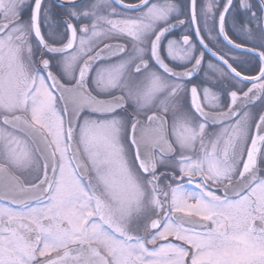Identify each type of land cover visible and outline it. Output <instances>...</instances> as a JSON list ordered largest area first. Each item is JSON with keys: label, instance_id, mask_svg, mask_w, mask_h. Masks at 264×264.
I'll list each match as a JSON object with an SVG mask.
<instances>
[{"label": "snow or ice", "instance_id": "1", "mask_svg": "<svg viewBox=\"0 0 264 264\" xmlns=\"http://www.w3.org/2000/svg\"><path fill=\"white\" fill-rule=\"evenodd\" d=\"M0 264H264V0H0Z\"/></svg>", "mask_w": 264, "mask_h": 264}]
</instances>
